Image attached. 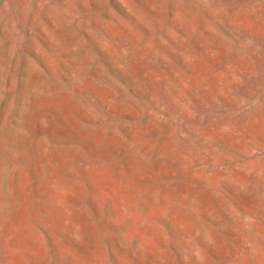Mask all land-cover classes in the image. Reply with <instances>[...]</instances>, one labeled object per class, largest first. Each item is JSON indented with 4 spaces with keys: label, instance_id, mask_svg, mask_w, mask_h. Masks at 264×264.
I'll return each instance as SVG.
<instances>
[{
    "label": "rangeland",
    "instance_id": "374dc122",
    "mask_svg": "<svg viewBox=\"0 0 264 264\" xmlns=\"http://www.w3.org/2000/svg\"><path fill=\"white\" fill-rule=\"evenodd\" d=\"M0 264H264V0H0Z\"/></svg>",
    "mask_w": 264,
    "mask_h": 264
}]
</instances>
